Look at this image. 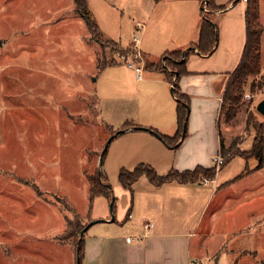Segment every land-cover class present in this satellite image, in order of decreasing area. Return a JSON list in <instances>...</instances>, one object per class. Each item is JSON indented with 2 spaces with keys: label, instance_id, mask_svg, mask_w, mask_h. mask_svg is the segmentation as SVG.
<instances>
[{
  "label": "rangeland",
  "instance_id": "obj_1",
  "mask_svg": "<svg viewBox=\"0 0 264 264\" xmlns=\"http://www.w3.org/2000/svg\"><path fill=\"white\" fill-rule=\"evenodd\" d=\"M86 3L103 36L100 44L90 38L73 0H0V264H76L73 251L80 237L65 241L67 222L82 229L98 223L86 237L114 231L133 240L137 221L151 218L144 195L152 187L142 178L130 193L119 183L120 172L144 165L165 177L171 171L165 168L175 162V151L157 160L140 142L120 137L99 168L107 142L124 122L165 106L155 89L137 88L126 67L149 65L135 52L133 40L142 42V30L135 28L156 18L158 34H165L173 24L171 16L162 20L160 5L150 9L149 0ZM260 8L264 28V0ZM160 53L150 55L151 61ZM110 64L124 66L99 69ZM261 69L248 80L236 117H220L219 156L232 158L217 177L221 212L210 218L215 202L206 214L205 198L214 187L208 181L205 192L190 195L198 199L194 205L184 194L178 198L176 216L189 220L187 241L193 242V258L202 262L194 264H264V157L261 168L259 160H247L258 128L264 139V119L256 112L264 102V33ZM98 171L112 192L113 224L105 199L94 200L89 210L87 179ZM204 216L211 224L218 216L217 228L206 240L191 239L188 234Z\"/></svg>",
  "mask_w": 264,
  "mask_h": 264
},
{
  "label": "crops",
  "instance_id": "obj_2",
  "mask_svg": "<svg viewBox=\"0 0 264 264\" xmlns=\"http://www.w3.org/2000/svg\"><path fill=\"white\" fill-rule=\"evenodd\" d=\"M149 3L150 9L160 5V8L164 9L162 10L164 13L162 20L171 16L170 20L173 25L165 34L159 31V34L164 35L160 37L158 28L161 23L158 19L154 18V21L147 26L138 24L135 30H139V32L142 30V42L139 41L138 50L141 56L147 59L149 65L146 69L143 68L141 81L137 80L133 69L125 66L129 71L134 72L138 84L136 87L150 86L153 90L155 89L157 93L161 94L165 106L147 109L138 118L131 120V124L128 121L124 122L115 132H121L124 125H131L134 127L133 129L151 130L161 137L172 139L177 133V104L171 96L174 85L167 81V76L164 73L149 67L159 65L166 55L183 53L184 57V53L197 44L201 23L204 16L209 13L204 0H149ZM216 6L225 9V12H216L212 15L213 25L217 29V46L209 57L203 58L196 53L190 55L185 63L186 75L181 77L178 82V91L180 95L188 99L190 109L187 137L181 143L180 148L175 152L169 150L157 137L143 131L134 132L133 129L116 138L126 137L130 138V141L140 142L148 155H156L157 160L164 159L167 152L173 151L176 154L174 165L165 168L164 171L171 170L182 174L193 172L197 168L211 170L214 168L213 159L221 155L219 126L221 106L229 79L238 69L243 57L246 44V4L240 0H218ZM169 9L175 12L169 14L167 12ZM202 9L203 12H201ZM167 49H174L175 52L169 53ZM158 51H161V58L152 62L150 55H154ZM137 67L142 66L138 65ZM171 74L172 72L168 70L167 75ZM220 174L221 172L217 177ZM209 186L214 187L205 198L206 214L211 210L210 207L213 203L219 199L222 191L217 178ZM209 186L203 187L201 183L194 186L170 184L160 189L151 186L152 189L146 191V195H144L147 200L145 203L147 212L151 218L143 220L144 222L137 221L138 232L134 239L124 240L121 234H116L114 231L113 234L91 237H86V234L83 264H194L201 262L197 257L193 258L191 253L193 242L187 241L186 232L188 228H192L188 225L189 220L179 221L176 209L179 205L178 198L183 194L188 199H192L188 205H194L198 199L191 198L190 195H193L195 190V192L200 190L203 193L204 189ZM214 208L210 218L221 212V201L216 202ZM210 218L206 220L204 216L202 223L194 226V234L189 233L188 237L195 239L194 237L200 236L206 240L211 236L213 228L215 226L217 228L218 223L214 221H218V216L212 224ZM205 221L209 223L204 225ZM146 224L152 225V229L147 231ZM127 240L130 243H127ZM73 252L77 264L76 250ZM220 255L221 252L214 258H218Z\"/></svg>",
  "mask_w": 264,
  "mask_h": 264
},
{
  "label": "trees",
  "instance_id": "obj_3",
  "mask_svg": "<svg viewBox=\"0 0 264 264\" xmlns=\"http://www.w3.org/2000/svg\"><path fill=\"white\" fill-rule=\"evenodd\" d=\"M218 0H204L207 5V11L209 14L204 16L201 23L199 40L196 45L192 46L189 51L184 53H175L171 55H166L162 58L161 62L157 66H150L160 73H164L167 76V81L174 85L173 88V98L177 104L176 117H177V133L174 138H165L161 137L154 131H147L148 134H151L157 137L161 143L169 150L176 151L180 148L181 143L187 137V126L189 119V101L187 98L180 95L178 91V82L181 77L185 76L186 73L185 63L188 57L196 53L200 57H209L215 50L218 42L217 29L213 25L212 15L216 12H225V9L217 8L216 2ZM246 11H245V30H246V44L243 52V57L238 69L230 77L227 84L221 106V115L225 113L227 121H231L236 117L238 108L240 107L242 100L244 98V91L248 80L257 78L260 76L261 69V45L262 37L264 33V28L261 24V8L260 0H246ZM76 15L81 18L89 31L90 38L94 41H97L99 44L102 42V34L100 33L98 27L90 17L88 12V7L86 0H73ZM112 45L113 47L117 46L114 43H106V45ZM176 58V59H173ZM182 59L184 62L181 63ZM173 62V63H171ZM108 67H117L114 64L102 65L99 69L105 70ZM168 70L172 72L171 75L168 74ZM177 74V77H176ZM134 127L131 125H124L121 131H129ZM134 132H141V129H133ZM258 135L253 141L252 150L247 158L257 159L260 163V168L263 165L264 157V139L262 136L261 128H258ZM117 132L114 134L116 135ZM113 135V136H114ZM112 136V137H113ZM223 151L222 142H221V154ZM106 154L103 156L101 164L103 165ZM236 157V156H235ZM238 157V156H237ZM231 157L227 158L224 166L219 172H221L225 166L231 162ZM219 174V173H218ZM217 172L213 168L211 170H204L197 168L193 172H185L179 174L177 172L171 171L165 177H159L154 170L148 166H139L132 173L121 171L119 174V183L122 188L130 193H132L133 186L142 178H145L148 183L156 188L160 189L164 186L170 184H177L179 186H194L199 185L203 181L215 182L217 178ZM89 185V210L91 211L92 202L96 199H105L109 203H112V192L109 188L108 181L103 172H97L95 176L87 179ZM89 211V215H90ZM86 228V227H85ZM84 228V229H85ZM79 227H73L71 223L67 222V232L64 236L68 240L75 239L82 233L84 230ZM85 237V236H84ZM84 237L76 241V260L78 264H83L84 261Z\"/></svg>",
  "mask_w": 264,
  "mask_h": 264
},
{
  "label": "built area",
  "instance_id": "obj_4",
  "mask_svg": "<svg viewBox=\"0 0 264 264\" xmlns=\"http://www.w3.org/2000/svg\"><path fill=\"white\" fill-rule=\"evenodd\" d=\"M243 4H246L247 1L246 0H240ZM133 46H134V49H135V52H137V57L140 58L142 57L139 50H138V45H139V42L137 40H133ZM138 65H134V64H130L128 65V67L130 69H133L135 71V74H136V77H137V80L138 81H141L142 79V74H143V67H137ZM246 99H249V97H246ZM225 161L226 159H223L221 158V156H217L213 159V165H214V169L216 170L217 174L219 173V171L221 170V168L224 166L225 164ZM202 186L203 187H206L208 185V182L207 181H203L202 183ZM145 229L147 231L151 230L152 229V225L150 224H146L145 225ZM127 243H130L129 240H127Z\"/></svg>",
  "mask_w": 264,
  "mask_h": 264
},
{
  "label": "water",
  "instance_id": "obj_5",
  "mask_svg": "<svg viewBox=\"0 0 264 264\" xmlns=\"http://www.w3.org/2000/svg\"><path fill=\"white\" fill-rule=\"evenodd\" d=\"M204 10L202 9L201 10V12H203ZM184 62V59L182 60V62L181 63H183ZM176 77H177V74H176ZM174 88V87H173ZM171 96L173 97V90L171 91ZM188 112H189V109H188ZM256 112H257V114L260 116V117H262L263 119H264V102H262V103H260L257 107H256ZM141 131H143V132H147L146 130H141ZM123 134H125V131H121V132H118L116 135H114L113 137H111L110 139H109V141L107 142V145H106V147L104 148V151L102 152V155H101V158H100V165H99V168H102V164H101V161H102V159H103V156L105 155V153L107 152V150H108V147H109V145L117 138V137H119V136H121V135H123ZM113 203L114 202H112L111 203V205H110V212H111V221H110V223L109 224H113L114 223V218H113ZM98 223H92V224H89L83 231H82V233L80 234V239H82L87 233H88V231L92 228V227H94V226H96ZM77 264H78V261H77Z\"/></svg>",
  "mask_w": 264,
  "mask_h": 264
}]
</instances>
